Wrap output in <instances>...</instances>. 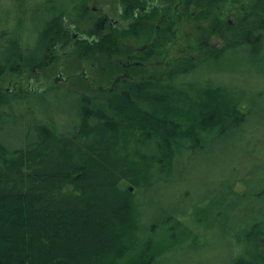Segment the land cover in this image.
I'll return each mask as SVG.
<instances>
[{
	"label": "trees",
	"instance_id": "trees-1",
	"mask_svg": "<svg viewBox=\"0 0 264 264\" xmlns=\"http://www.w3.org/2000/svg\"><path fill=\"white\" fill-rule=\"evenodd\" d=\"M89 1L47 0L35 37L42 56L26 58L30 49L17 31L11 45L18 51L0 67V76L9 68L38 78L57 61V47L69 46L67 56H106L116 68L108 77H114L121 66L113 59L123 55L124 38L144 39L143 57L152 59L164 54L186 23H202L198 28L228 41L216 48L202 39L188 47L197 58L190 55L185 66L175 61L173 69L155 75L135 68L132 82L109 96L56 87L0 93V134L2 119L16 108L22 121L33 116L24 129L15 121L24 146L9 148L0 138V264H116L137 250L131 264H155L181 246L208 248L210 237L225 245V264H264V187L250 193L251 175L234 173L227 189L184 213L168 214L160 223L170 225L163 241L158 228L146 234L143 224L145 197L213 145H238L244 156L254 157L259 143L251 136L252 118L264 103V0H119L127 27L99 18L83 40H75L69 23L83 22ZM228 4L238 6L236 27L223 19ZM224 59L237 61L238 69L230 72L238 82L220 79L228 74L219 71L196 80L201 68ZM62 101L73 106L65 126L36 108ZM261 116L258 125L264 128ZM123 182L140 194L122 188ZM238 183L245 187L242 194L234 191ZM199 238L202 246L195 244Z\"/></svg>",
	"mask_w": 264,
	"mask_h": 264
},
{
	"label": "rangeland",
	"instance_id": "rangeland-1",
	"mask_svg": "<svg viewBox=\"0 0 264 264\" xmlns=\"http://www.w3.org/2000/svg\"><path fill=\"white\" fill-rule=\"evenodd\" d=\"M46 1L0 0V67L11 58V54L18 51L17 48L15 49L11 45L12 39L18 32L22 35L24 44L29 46L28 48L30 49L28 56L25 54L26 58L35 59L40 54L42 56V48L36 44L35 37L46 17ZM55 1L59 2V0ZM88 7L90 12L82 20L83 22L77 21L75 18L73 22L69 23V26L73 27L75 33L80 35L89 31L94 26V22L99 18H108L109 21L113 19L119 22L123 19L122 6L119 0H90ZM236 7L238 8V6ZM236 7L228 4L225 8L226 13L223 19L229 22L231 27H236L238 23ZM110 24L111 21L109 22ZM201 24L186 23L178 34L176 41L173 40L174 42L165 45L164 54L156 55L152 59H144L143 57V52L148 47L144 39L141 37L133 38L131 36L124 38L122 42L123 55L118 60L113 59V61H118L121 66L119 69L117 68L118 71L114 77H108V72L116 68L115 64L113 65V62H109L106 56L94 55L90 60H82L74 55L67 56L66 53L69 46H66L56 51L55 54H58L57 61L48 70L43 71L38 78L30 79L28 71H23L22 75H14L8 68L0 76V89H2L3 94L7 93V90L9 93L25 92L27 89L26 82L29 81L31 82L32 89H44L52 86L61 91L78 95L102 94L109 96L115 90H124L126 88L124 84L127 81L132 82L134 78H132V75L136 74L133 71L135 68L141 67L142 71L155 75L159 73L160 69L161 71L173 69L175 61H183V65L185 66L189 64L187 60L190 55L193 58H197L195 53H190L189 55L188 47L197 44L202 39L206 40L208 37L209 43L215 45L216 48H222L225 42L227 43L228 40L224 41L220 37L211 36L207 30L198 28ZM206 26H208L207 22L204 24V27ZM5 37L7 39L3 40ZM138 52H141V54H138ZM236 62L224 59L218 66L214 65L210 68L205 66L201 68L194 77L196 80H200L208 75L216 77L219 72H223L228 74V77L226 79L225 77H221L220 79L226 82H238L237 75L230 72L232 68L238 69ZM137 72L139 73V71ZM21 80H24L23 85L18 86L14 90V84L16 82L19 83ZM72 107V104L67 101H62L59 105L45 102L43 105L36 106V108L47 110L46 114L56 118L61 126L67 125V116L69 117L68 114L71 112ZM257 110L252 118L253 125L251 131L253 141L259 143V145L255 146L257 151H255L254 157L249 158L244 156L238 145L235 149H232L224 142H220L218 145H213L202 155L189 160L187 168L177 173L171 183L155 188L151 191L150 196L145 197L143 224L146 234L158 228L157 239L163 241L166 237L170 236L167 231L170 225L169 221H167L166 225H161L162 227L160 223L167 220L168 214H174L175 212L184 213L192 204L200 202L205 197L218 191L227 189L231 184L229 178L232 175L234 176V173L236 174L235 177L239 176L242 178L251 175L255 186H252L250 193L258 189L261 190L264 187V128H260L258 125V122L263 117L261 115L264 114V112L260 111L264 110V103ZM3 113L9 114L11 110L4 108ZM27 118L28 121H22L19 118V110L16 108V111H14V114L10 118L2 119L1 125L3 131L0 134V138L9 148L25 145L22 140L24 135L22 136L21 131H23L26 124L30 126L33 123L32 115H28ZM15 121L23 126L22 130V126L20 129H16V127L20 126H16L17 123ZM255 179L260 182L257 183L258 181H255ZM121 187L132 188V193L137 195L141 192L126 182H123ZM234 191L242 194L245 191V187L238 183L234 187ZM185 197L187 201L182 203ZM259 207L261 208L262 206L259 205ZM188 220V218H183L184 222H189ZM203 242L205 240L203 241V239L199 238V240L195 241V244L202 246ZM207 243L210 244V247L200 250L187 246L178 247L162 256L155 264H225L223 261L224 255L229 254L225 245L212 237H210ZM138 256V250L127 253L116 264H131L132 259Z\"/></svg>",
	"mask_w": 264,
	"mask_h": 264
},
{
	"label": "flooded vegetation",
	"instance_id": "flooded-vegetation-1",
	"mask_svg": "<svg viewBox=\"0 0 264 264\" xmlns=\"http://www.w3.org/2000/svg\"><path fill=\"white\" fill-rule=\"evenodd\" d=\"M122 13H123V11H122ZM105 19V18H104ZM110 21H111V24L110 25H112V26H117L118 28H122V27H127V25H128V22H126L125 20H123L122 19V21L121 22H119V21H114L113 19H110ZM109 19L107 18V19H105V22L107 23V25H109ZM105 26H106V24H105ZM68 29H69V31H70V33H71V35L73 36V38L75 39V40H83L84 38L80 35V34H78V33H75V31H74V29H73V27H68ZM62 46H59V47H57L58 49H62L61 48ZM138 54H141V52H138ZM137 54V55H138ZM137 57V56H136ZM135 64H139V63H135ZM19 83H24V80H21ZM27 83V87L28 88H31V82H29V81H27L26 82ZM15 86H14V90H16L17 89V86H18V82H16L15 84H14ZM52 86H49V87H47V88H44V89H41L40 88V90H46V89H48V88H51ZM3 91H2V89H0V93H2ZM6 92H8V90L6 91Z\"/></svg>",
	"mask_w": 264,
	"mask_h": 264
},
{
	"label": "water",
	"instance_id": "water-1",
	"mask_svg": "<svg viewBox=\"0 0 264 264\" xmlns=\"http://www.w3.org/2000/svg\"><path fill=\"white\" fill-rule=\"evenodd\" d=\"M130 190L132 191V188Z\"/></svg>",
	"mask_w": 264,
	"mask_h": 264
}]
</instances>
